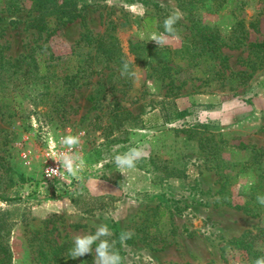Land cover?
Returning <instances> with one entry per match:
<instances>
[{"label":"rangeland","instance_id":"374dc122","mask_svg":"<svg viewBox=\"0 0 264 264\" xmlns=\"http://www.w3.org/2000/svg\"><path fill=\"white\" fill-rule=\"evenodd\" d=\"M77 1L80 17L45 41L27 25L28 1L18 10L0 2L3 59L38 43L61 55L46 73L59 78L71 66L85 67L74 83L47 94L25 72L0 69V235L9 264H43L39 244L46 264H87L88 255L93 264L94 252L68 253L74 234L100 224L113 233L122 264H251L264 257V206L247 203L264 194V0L217 7ZM176 9V33L158 47L150 38L164 33ZM145 15L154 17L147 29ZM85 30L113 40L112 58L92 45L73 49ZM125 61L134 76L121 75ZM172 104L184 114L164 121ZM80 132L79 178L46 180L61 136ZM130 146L148 156L123 174L112 158ZM122 231L134 233L132 242L120 243ZM60 244L57 259L52 248Z\"/></svg>","mask_w":264,"mask_h":264},{"label":"trees","instance_id":"16d2710c","mask_svg":"<svg viewBox=\"0 0 264 264\" xmlns=\"http://www.w3.org/2000/svg\"><path fill=\"white\" fill-rule=\"evenodd\" d=\"M24 1L29 2L30 10L33 11L32 15H30L28 19V27L34 29L37 33H44L43 41H45L50 35H52L59 27H62L66 24L71 23L76 18L80 17L79 15V7L77 0H0L6 7L10 9L18 10L22 6ZM199 5L205 4L206 1L211 2V5H215L214 7L219 6L223 0H194ZM154 19L153 16L145 15L142 18V21H146L145 29L148 28V23ZM83 45H92L94 50L101 54L103 57L112 58L115 54V45L113 40L102 39V38H93L89 34L87 30H85L79 38L74 42L73 49L76 47H81ZM36 54V55H35ZM52 61H54L52 63ZM61 62V55H53L48 46L44 44H33L29 48V53L21 55L13 61H8L3 59V56L0 54V69L3 67L13 68V73L19 70L18 74L30 75V80L33 83H38L43 88L44 94L51 93L57 89V86L72 84L76 81V77L78 76L79 71L83 73L85 71V67H81L79 65L72 68L71 66L68 71L63 72L62 75L57 78L53 73H46L49 68L56 67L57 64ZM69 66H65L64 69H67ZM89 67V66H87ZM73 69V70H72ZM25 72V73H24ZM59 79V81L57 80ZM56 80L58 82H56ZM172 111L170 114L164 117V121L168 119L174 120V115H183L184 111L177 110L173 104L171 105ZM128 114V113H127ZM173 117V118H170ZM262 186V185H261ZM260 185H254L251 189L254 193ZM257 194H263V190L257 191L253 196L254 201L249 199L247 203H253V206H259L256 201ZM107 198V197H106ZM101 204V202H98ZM46 221V220H45ZM44 240L45 237L41 238ZM110 241H113L111 237H108ZM127 241L132 242V239H128ZM44 248L43 244H39L38 250V259L41 263L46 264L44 258L46 256L45 252H42ZM95 245H93V249ZM64 249V244H60L54 246L52 250L57 252V256L55 258L60 257V252ZM94 252V251H93ZM41 257V258H40ZM87 264L90 263L91 257L88 255ZM10 261V253L7 247V244L3 242V238L0 235V264H9Z\"/></svg>","mask_w":264,"mask_h":264},{"label":"clouds","instance_id":"9594fccd","mask_svg":"<svg viewBox=\"0 0 264 264\" xmlns=\"http://www.w3.org/2000/svg\"><path fill=\"white\" fill-rule=\"evenodd\" d=\"M180 19H182V13L178 9L172 11L163 21L164 33L153 34L150 40L154 41L158 47L164 46L166 44L165 34H175L174 26ZM121 75H135V72L129 70L127 61L121 66ZM82 135H84L83 132L79 134L68 133L61 136L58 149H53L48 155V158H51L57 166L45 168L46 176L60 181L66 180L67 176L79 178V173L84 167L82 157L77 151L81 144ZM147 156L148 153L143 147L130 146L126 151L115 154L112 159L117 170L125 174L127 170L135 168L137 163ZM97 183L98 181L95 182L96 186ZM256 201L264 206V194H257ZM112 235L113 233L106 224L98 225L94 233L74 234L72 237L73 246L69 250L68 257L76 259L86 254H93L94 251L93 264H122L119 251L115 250V242L108 239ZM133 235L132 231H122L119 237L120 243L123 245ZM93 245H95L94 249ZM251 264H264V257L255 258Z\"/></svg>","mask_w":264,"mask_h":264},{"label":"built area","instance_id":"2783aa9c","mask_svg":"<svg viewBox=\"0 0 264 264\" xmlns=\"http://www.w3.org/2000/svg\"><path fill=\"white\" fill-rule=\"evenodd\" d=\"M56 166H57L56 164H49L46 168L56 167ZM43 173H44V178H45L46 180L54 179V178H49L48 176L45 175V169H44Z\"/></svg>","mask_w":264,"mask_h":264}]
</instances>
